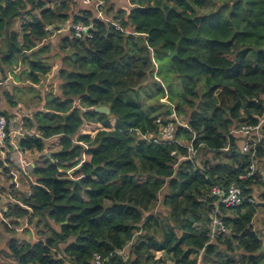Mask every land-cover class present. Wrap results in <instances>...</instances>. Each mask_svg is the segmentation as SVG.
Segmentation results:
<instances>
[{
  "label": "clouds",
  "instance_id": "1",
  "mask_svg": "<svg viewBox=\"0 0 264 264\" xmlns=\"http://www.w3.org/2000/svg\"><path fill=\"white\" fill-rule=\"evenodd\" d=\"M0 264H264V0H0Z\"/></svg>",
  "mask_w": 264,
  "mask_h": 264
},
{
  "label": "trees",
  "instance_id": "2",
  "mask_svg": "<svg viewBox=\"0 0 264 264\" xmlns=\"http://www.w3.org/2000/svg\"><path fill=\"white\" fill-rule=\"evenodd\" d=\"M72 207H75V205H73Z\"/></svg>",
  "mask_w": 264,
  "mask_h": 264
}]
</instances>
